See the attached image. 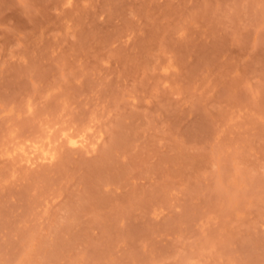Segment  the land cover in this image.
Wrapping results in <instances>:
<instances>
[{
  "label": "rangeland",
  "instance_id": "374dc122",
  "mask_svg": "<svg viewBox=\"0 0 264 264\" xmlns=\"http://www.w3.org/2000/svg\"><path fill=\"white\" fill-rule=\"evenodd\" d=\"M0 264H264V0H0Z\"/></svg>",
  "mask_w": 264,
  "mask_h": 264
},
{
  "label": "bare ground",
  "instance_id": "6f19581e",
  "mask_svg": "<svg viewBox=\"0 0 264 264\" xmlns=\"http://www.w3.org/2000/svg\"><path fill=\"white\" fill-rule=\"evenodd\" d=\"M78 136V135H77ZM68 137V136H67ZM66 140H68L67 138H66ZM83 139H82V136H81V139H78V138H71V137H69V142H70V144H72V145H81V143H83ZM68 142V143H69ZM25 151V150H24ZM26 154H27V152H25ZM31 153V152H30ZM30 155V154H29ZM48 155V154H47ZM47 155H46V158H47ZM30 157V156H29ZM44 157V156H43ZM49 157V156H48ZM29 161H30V158H29Z\"/></svg>",
  "mask_w": 264,
  "mask_h": 264
}]
</instances>
